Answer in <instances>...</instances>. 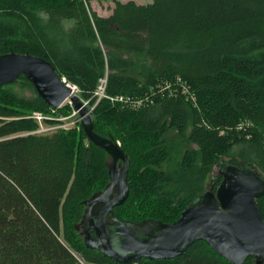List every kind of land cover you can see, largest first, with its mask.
Wrapping results in <instances>:
<instances>
[{"label": "trees", "instance_id": "16d2710c", "mask_svg": "<svg viewBox=\"0 0 264 264\" xmlns=\"http://www.w3.org/2000/svg\"><path fill=\"white\" fill-rule=\"evenodd\" d=\"M91 1L0 0V55L50 61L93 108L95 132L121 144L130 196L114 218L176 222L216 168L217 189L224 160L264 177V0L116 2L109 17ZM106 75L107 96L127 103L97 102ZM70 113L50 107L24 76L0 87V264H121L87 248L75 229L85 202L110 183L109 155L80 124L33 133L35 114L55 125ZM172 132L188 147L169 170ZM257 203L264 217V196ZM131 264L232 263L196 241L179 257Z\"/></svg>", "mask_w": 264, "mask_h": 264}, {"label": "water", "instance_id": "95a60500", "mask_svg": "<svg viewBox=\"0 0 264 264\" xmlns=\"http://www.w3.org/2000/svg\"><path fill=\"white\" fill-rule=\"evenodd\" d=\"M21 76L50 107L60 109L69 101L88 140L111 159L109 185L85 202L83 220L75 225L87 248L118 263L131 264L139 258L173 259L196 241H205L232 264H244L250 257L264 264V217L257 203L264 196V177L255 167L246 163L235 166L224 160L219 165L222 181L217 189L198 196L172 224L121 221L114 218V209L130 196L127 175L131 163L121 144L95 132L93 110L79 96H73L50 61L16 52L0 55V87L10 86Z\"/></svg>", "mask_w": 264, "mask_h": 264}, {"label": "rangeland", "instance_id": "374dc122", "mask_svg": "<svg viewBox=\"0 0 264 264\" xmlns=\"http://www.w3.org/2000/svg\"><path fill=\"white\" fill-rule=\"evenodd\" d=\"M130 1H134L135 3H137L139 5H148V4H152L155 0H92L90 2V5H91L92 10L95 11L99 16L109 17L112 14L113 9L115 8L116 2L126 3V2H130ZM131 57H134V56H131ZM16 90L17 91H21L23 93V95H25L27 97H33V95H34L33 91L28 90V89L22 90L19 87H17ZM76 95L79 96L78 93ZM67 106L71 109V113L69 115H67V116H63V115L62 116L61 115L58 116L59 119H63V125L65 127L60 128V129H63V130L73 129V128L77 127L80 124V121H78L79 114L74 111V109L70 105L69 101H67L63 105V107H67ZM87 106L89 108H91L89 104H87ZM36 123L39 124L37 121H36ZM55 127H59V126H55V125H52V124H47V125H45L46 129H50V128H53V129L46 130V131H40L41 130L40 129V125H38V130L34 131L33 133L34 134L50 135L49 133H52L53 131L57 130V128H55ZM27 134H29V133H21V135H27ZM169 139L171 141H173L175 143V147H177V153L175 155L174 161L171 162V163H168V164H166L164 166L165 169L171 170L174 167V165L176 164V162H178L181 159L184 151L186 150V148L188 146H185V145H183L180 142V138L177 136L176 132L170 133ZM217 176H218V169L216 168L214 170V172L208 177V179L206 181V186H205L206 190H210L211 189L212 180L215 179ZM97 211H98V209H96V213H97Z\"/></svg>", "mask_w": 264, "mask_h": 264}, {"label": "built area", "instance_id": "2783aa9c", "mask_svg": "<svg viewBox=\"0 0 264 264\" xmlns=\"http://www.w3.org/2000/svg\"><path fill=\"white\" fill-rule=\"evenodd\" d=\"M65 80V79H64ZM66 81V80H65ZM107 84H108V77L107 75L105 76V78H101L99 80V85H98V88H97V91L95 93V97L97 98V102H99L100 100L104 99V98H109L111 100V102L113 103H127L129 100L123 96H120V97H116V98H111V97H108L107 96V92H106V89H107ZM68 85L71 87V89L73 90V94H77L78 93V88L77 86L75 85H72L70 83H68ZM70 103V102H69ZM85 104H88L87 102H85ZM138 106L142 105V102H138L137 104ZM93 110V108H92ZM33 119H35L40 125V131H46V130H51L53 128H50V129H46L45 128V125H47L45 123L47 117H45L43 114H35L33 116ZM59 123L55 124V126H59V127H55L57 129H60V128H63L65 127L63 125V119H58Z\"/></svg>", "mask_w": 264, "mask_h": 264}, {"label": "bare ground", "instance_id": "6f19581e", "mask_svg": "<svg viewBox=\"0 0 264 264\" xmlns=\"http://www.w3.org/2000/svg\"><path fill=\"white\" fill-rule=\"evenodd\" d=\"M67 83V82H66ZM68 84V83H67ZM76 95V94H73V96Z\"/></svg>", "mask_w": 264, "mask_h": 264}, {"label": "flooded vegetation", "instance_id": "af4514ba", "mask_svg": "<svg viewBox=\"0 0 264 264\" xmlns=\"http://www.w3.org/2000/svg\"><path fill=\"white\" fill-rule=\"evenodd\" d=\"M97 209H99V208H97ZM96 212V211H95Z\"/></svg>", "mask_w": 264, "mask_h": 264}]
</instances>
